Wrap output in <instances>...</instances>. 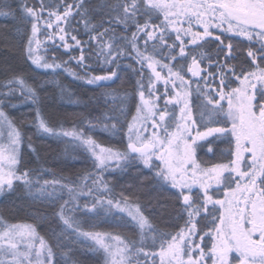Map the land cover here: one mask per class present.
Returning <instances> with one entry per match:
<instances>
[{"label":"snow or ice","instance_id":"1","mask_svg":"<svg viewBox=\"0 0 264 264\" xmlns=\"http://www.w3.org/2000/svg\"><path fill=\"white\" fill-rule=\"evenodd\" d=\"M61 5L53 7L45 0H15V3L0 0V16L15 20L19 13L20 21L30 25L25 51L36 68L55 70L62 66L55 60L49 63L37 54L41 44L37 35L44 31L54 45L58 38L62 42L58 46L65 50L73 46L80 49L77 65L90 69V55L83 51L88 42H82L76 35H71L74 45L66 40L69 32L64 25L70 26L75 16H80L90 41L97 42V60L109 67L103 75L85 72L79 76L70 72L71 75L84 79L88 84L104 87L105 82L119 79L117 71L112 69L119 67L120 59L132 55L140 65L139 75L143 76L145 67L151 70L148 88L155 89L156 82L163 81L164 95L170 98L165 99V107L157 111L158 105L151 99H145L143 81L137 82L141 105L137 106L132 123L127 125V145L123 152L103 147L76 129L57 131L39 111L36 113L37 130L79 141L101 170L122 168L133 161H140L152 173L157 184L176 190L174 196L181 214L179 218L183 219V214L187 216L183 227L162 238L159 251L145 249L148 235L145 229L152 231V225L142 206L129 203L131 197L127 194H122L120 199L115 196L106 200L94 197L91 206L86 202L83 207L86 212H97V205H100L105 214H111L113 209L127 213L139 229L138 246L130 244L120 235L79 230L75 221L66 215L68 201H63L57 212L65 227L85 241H91L87 245L90 250L103 252L104 264H141L139 259L133 260L134 256L141 255L143 264H157V258L158 264H264V0H117L111 6L109 25L115 22L123 27L125 33L129 26L135 28L130 36L125 35L119 41L108 36L112 29L105 27L103 22L96 25L86 19L84 0L75 4L61 0ZM48 29L54 31L48 33ZM212 29L224 34L225 39L228 36L243 37L250 42L257 39L261 44L257 51H253L251 46L247 50L250 64L255 68H241L238 75L237 69L227 63L233 53L232 41L225 45L220 34L214 36L220 44L219 52L225 53L226 63L218 64L213 72L208 73V76L218 73L219 84L205 94L207 110L201 112V121L197 122L192 118L188 85L196 83L198 91L203 93L199 85L202 81L207 82L208 76L202 75L207 72L201 66L204 53L201 52L199 57L191 55V63H187L190 55L188 45H195L198 50L204 38L213 36ZM139 41L145 45L143 50ZM149 41L154 42L152 51L147 47ZM118 43L125 46H117ZM157 55L163 57L164 62ZM163 69H167V75L162 74ZM185 69L200 79H185ZM229 73L239 81V86L229 89ZM169 84L175 91L174 97L167 91ZM205 86L208 87V84ZM0 87L6 89L0 91V136L6 130L8 137L7 146H0V195L14 191L19 182L33 200L60 199L64 189L73 199L78 195L92 196L93 189L87 187L86 182L77 191L57 180H44L43 184L37 180L33 183L28 171L17 174L21 133L3 105L17 91L29 96L34 104L38 98L35 90L27 87L26 81L19 75L12 76ZM152 95L156 94L150 93ZM156 99L159 100L160 96L156 95ZM169 104L180 105L179 117L167 108ZM205 115L207 121L203 120ZM169 116L171 120L166 119ZM149 122L152 129L150 136L143 134L148 131ZM198 123L200 127H197ZM104 127L114 131L117 125L113 123L111 129L107 124ZM222 137L234 144L232 159L227 164L202 166L197 158L198 142H206L199 147H207L208 152H213L212 145ZM96 183L98 181L93 180V184ZM56 185H60L59 189ZM76 207L79 208V205ZM209 220L210 224L201 228V222ZM151 238L155 244L157 237L154 231ZM37 240L39 248H36ZM53 257L52 247L38 236L33 225L5 224L0 220V264H53Z\"/></svg>","mask_w":264,"mask_h":264},{"label":"trees","instance_id":"2","mask_svg":"<svg viewBox=\"0 0 264 264\" xmlns=\"http://www.w3.org/2000/svg\"><path fill=\"white\" fill-rule=\"evenodd\" d=\"M11 2L15 3V0ZM65 2L75 4L78 0H65ZM45 3L53 7L62 6L61 0H45ZM116 3L117 0H84L87 10L86 19L96 25L103 22L105 27L112 29L108 36L119 41L125 35L130 36L135 28L129 26L125 33L123 27L115 22L109 25L108 21L112 15L111 6ZM44 15L47 16V13ZM153 19L156 18L153 17ZM64 26L68 28L67 37L76 35L82 42H88L83 51L86 55H90V69L77 65L80 49L73 47L66 51L56 44H50L46 42L47 35L44 31L37 35V39L41 41L37 54L43 56L49 63L55 60L62 66L55 70L36 68L27 58L25 51L30 25L20 21L19 13L15 20L0 16V86L12 76L19 75L24 78L27 87L35 90L38 98L37 103L34 104L29 96L21 95L17 91L14 97L5 100L3 107L21 133V142L18 145L20 162L16 165L18 175L28 171L33 183L37 180L41 184L44 180H57L60 184L69 185L77 191L84 187L86 182L87 187L93 189V195H78L73 199L67 189H64L60 193V199L33 200L17 182L18 186L14 191L0 195V220L5 224L33 225L38 236L52 247L53 264H104L103 252L90 250L87 245L91 244V241H85L72 229L66 228L57 216V212L61 203L68 201L65 206L66 215L75 221L79 230L120 235L130 244L138 246L139 229L130 221L127 213H120L113 209L111 214H105L100 205H97V212H86L83 207L86 202L91 206L94 197L106 200L109 196H115L120 199L122 194H127L131 197L129 203L142 206L145 216L152 225V231L157 237V242L153 244L152 231L146 228L145 232L148 235L145 240V249L159 251L162 238L178 231L187 219L186 214H183V219L179 218L181 214L174 196L176 191L157 184L149 169L137 161L129 163L126 167L101 170L95 166L94 158L79 141L71 137L39 132L35 126L36 113L39 111L47 123L57 131L76 129L103 147L123 152L127 145V125L132 122L133 116L137 114L136 108L140 105L137 82L143 81L145 92L149 89L148 79L151 75L146 67L143 70V76L138 74L140 65L135 62L132 55H126L120 59L119 67L112 69L117 71L119 79L105 82L104 87L88 84L84 79L71 75L70 72L77 73L79 76H83L85 72H89L90 75H103L109 66L97 60L95 56V51L98 50L97 42L90 41L80 16H75L70 26ZM211 31L213 37L220 34L225 45L229 40L232 41L233 53L227 63L237 69L238 75L241 68H255V65L250 64L251 58L247 56V50L251 46L253 51H257L261 44L259 40L254 39L250 42L243 37L232 36L225 39V35L219 33L217 29ZM153 43L148 42L149 51H152ZM200 44L202 47L198 50L195 45L188 47L190 55L187 63H190L191 55L199 57L201 52L204 53L201 66L207 69L208 76V73L213 72L218 64L226 63L225 53L219 52V41L213 38L206 39ZM117 46L125 45L118 43ZM139 46L143 50L145 47L143 41H139ZM164 55L166 56L167 53ZM157 58L164 62L163 57L157 55ZM180 59L183 61V58ZM210 64L211 67H209ZM188 78L185 69V79ZM218 78V73L209 76L208 86L218 85ZM234 78L230 73L228 74L229 88L236 86L237 82ZM199 88L202 89L201 84ZM3 90L6 89L0 87V91ZM201 95L202 92L198 91L197 84L192 83L191 106L194 120L197 122L201 121ZM203 120L207 121V116H204ZM113 123L117 125L116 130L105 129V124L111 129ZM197 126L200 127V124L198 123ZM3 137L8 141L6 130ZM204 143L206 142L199 143L197 147V158L202 166L226 164L232 159L233 144H230L227 138L215 140L212 145L213 152H208L207 147H199ZM85 178H87L86 181ZM93 180H97L98 183L93 184ZM56 187L59 189L60 185ZM77 204L79 208L76 207ZM205 224H210V220L202 221L201 228Z\"/></svg>","mask_w":264,"mask_h":264},{"label":"rangeland","instance_id":"3","mask_svg":"<svg viewBox=\"0 0 264 264\" xmlns=\"http://www.w3.org/2000/svg\"><path fill=\"white\" fill-rule=\"evenodd\" d=\"M75 12V11H74ZM47 16H45V18H46ZM195 25H194V29H195ZM54 31V29H48L47 30V32L48 33H51V32H53ZM201 31H202V29H201ZM174 35V34H173ZM209 38H213L214 39V37L213 36H210V37H206V38H204V40H206V39H209ZM66 40L70 43V44H72V45H74V41H72L71 40V38H69V37H67L66 36ZM204 40H202L201 42H203ZM46 42H48V43H50V44H53V41L52 40H48V39H46ZM150 43H152L153 41H149ZM200 42V43H201ZM62 42L61 41H59V39L57 38L56 39V45L58 46V45H60ZM191 46H194V45H188V47H191ZM73 47H75V46H73ZM73 47H71V48H73ZM62 48V47H61ZM62 49H64V48H62ZM65 50V49H64ZM69 50V49H68ZM67 51V50H66ZM169 63H172L171 61H169ZM190 63H191V61H190ZM146 69H147V67H146ZM148 71H149V73H150V75H151V70H149V69H147ZM159 70V69H158ZM162 74L163 75H167V69H163V72H162ZM188 74V76H189V78L187 79V80H190V81H194V80H198V79H200L199 77H193L192 75H191V73H187ZM202 75H204V76H207V72H205V73H202ZM208 78H209V76H208ZM214 78V77H213ZM154 79V78H153ZM235 79V78H234ZM236 80V79H235ZM208 81H209V83H210V80L208 79ZM207 81V82H208ZM207 82H204V81H202L200 84H201V86H202V90H203V93H202V103H201V112H206V98H205V94L206 93H208L209 91H210V89L212 88V86H208V87H206L205 85V83H207ZM236 82H237V84H236V86H239V81L238 80H236ZM178 83V82H177ZM217 83L219 84V78H218V81H217ZM196 84V83H195ZM191 85H192V83H190L189 85H188V91H189V93H190V95L188 96V100H189V105H190V107H191V109H192V106H191ZM235 86V87H236ZM230 89V88H229ZM167 91L169 92V93H171V96H175V91H173V87H172V85L171 84H169V85H167ZM150 93H155L156 95H159L160 96V99L159 100H157L156 99V95H152V96H150ZM164 93H165V85H164V83H163V81H159V82H156V88L155 89H147L146 90V92H145V99H151L152 100V102H154V103H156L157 105H158V108H157V111H159L160 109H163L164 107H165V103H164V101H165V99H168V98H170V97H166L165 95H164ZM212 95L213 96H215V92H213L212 93ZM140 105H141V100H140ZM179 107H180V105H172V104H169V105H167V108L170 110V111H173V114L176 116V117H179V115H180V113H179ZM211 106H207V108H210ZM205 116H207V115H205ZM192 118H193V120H194V115H193V111H192ZM167 120H171L172 119V117L171 116H169V117H167L166 118ZM132 123V122H131ZM198 127V126H197ZM151 131H152V129H151V126H150V122H149V124H148V131L147 132H144L143 134L144 135H151ZM199 143H202V142H198V144ZM7 144H8V141H7V138H4L3 136H0V146H4V147H6L7 146ZM233 150H234V144H233ZM137 162H139V163H141L140 161H138V160H136ZM142 164V163H141ZM227 164V163H226ZM143 165V164H142ZM209 167H211V166H209ZM195 190V189H194ZM176 191V190H175ZM197 243H199V241H197ZM205 243H207V238H205ZM203 246V245H202ZM36 248H39V241L37 240L36 241ZM135 259H139L140 260V262H141V264H143V256L141 255L140 257H136V256H134L133 257V260H135ZM157 264H158V258H157Z\"/></svg>","mask_w":264,"mask_h":264}]
</instances>
